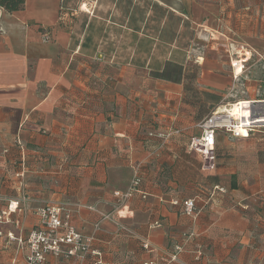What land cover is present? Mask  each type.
<instances>
[{
  "label": "crops",
  "instance_id": "1",
  "mask_svg": "<svg viewBox=\"0 0 264 264\" xmlns=\"http://www.w3.org/2000/svg\"><path fill=\"white\" fill-rule=\"evenodd\" d=\"M254 1L243 6L250 21L264 18V0ZM62 4L0 8V212L19 203L0 223V264H25L27 246L18 241L50 205L69 211L100 256L45 264H264V138L218 133L210 173L187 150L197 122L224 108L212 109L210 96L220 99L215 92L228 78L202 60L201 76L178 84L153 78L154 69L131 65L126 54L115 68L101 55L84 60L71 29L59 25ZM233 35L248 34L242 27ZM172 131L166 142L158 137ZM137 165L147 197L117 207L113 193L128 188ZM174 199L193 200L196 215L182 214Z\"/></svg>",
  "mask_w": 264,
  "mask_h": 264
},
{
  "label": "rangeland",
  "instance_id": "2",
  "mask_svg": "<svg viewBox=\"0 0 264 264\" xmlns=\"http://www.w3.org/2000/svg\"><path fill=\"white\" fill-rule=\"evenodd\" d=\"M234 1L63 0L61 16L62 24L71 29L74 43H80L84 60L90 57L97 59L101 55L102 59H98L111 61L110 66L115 68L122 53V61L126 54L131 65L154 69L169 59L183 64L185 78L191 80L200 77L205 70L199 66L198 60H202L203 66L208 62L215 64L218 72L214 74H224L229 82L215 94L220 97L219 104L224 106L220 110H229L235 108L233 103L264 101V50H256L247 44L264 46V18L259 14L250 21L244 16L243 6L250 2L257 5V1ZM156 3L163 9L153 7ZM163 10L173 12V19L165 18ZM177 17L184 20V26ZM242 27L248 35H233ZM219 28L226 30L227 38L213 32ZM174 30L178 35L175 43L170 35ZM193 33L196 35L192 39L190 34ZM237 42L244 45V49L238 48L241 45H236ZM237 60L242 65L238 76L232 68V62ZM194 88L197 89L196 85ZM252 106L247 108L258 116L262 125L254 124L250 134L264 138V116H261L264 105L253 103ZM231 119L237 120L235 117ZM197 123L199 129L200 123ZM246 133L243 136L248 137Z\"/></svg>",
  "mask_w": 264,
  "mask_h": 264
},
{
  "label": "built area",
  "instance_id": "3",
  "mask_svg": "<svg viewBox=\"0 0 264 264\" xmlns=\"http://www.w3.org/2000/svg\"><path fill=\"white\" fill-rule=\"evenodd\" d=\"M44 41H48L49 33L45 32L43 36ZM232 68L235 69L239 61H234ZM241 65V64H240ZM242 69V65H241ZM235 74V73H234ZM238 104V103H235ZM199 134L192 137L188 143V152L194 154L200 159V167L202 172L210 173L216 169V139L218 133H226L232 138L243 137L241 135V128H246L248 135L252 132L253 126L249 127L244 121L232 120L231 114L228 109H216L207 118L199 122ZM177 133L176 131L167 132L165 135H158L164 142L171 136ZM134 175L130 181L127 190L123 192H114L113 196L117 200V207L124 206L127 201L134 196H140L146 199V193L142 190L141 176L139 165L134 168ZM215 190L223 193L224 190L215 187ZM172 205L180 207V212L187 216H195V204L191 199H184L182 201L174 199ZM18 202H10L6 211L0 212V223H6L8 216L11 212L15 211L18 207ZM37 215L40 216V224L36 229L31 230L25 241L19 240V244L27 246V254L24 257L25 264H45L46 259H69L76 258L80 261L86 256L91 255L96 257L100 256L97 251L91 250V238H86L79 233L71 224V215L68 210L58 206H46L38 209ZM107 219V216H103ZM97 227V225H95ZM13 239L12 236L8 237ZM143 249L150 251V245L143 243ZM143 264H155L153 261H147Z\"/></svg>",
  "mask_w": 264,
  "mask_h": 264
},
{
  "label": "trees",
  "instance_id": "4",
  "mask_svg": "<svg viewBox=\"0 0 264 264\" xmlns=\"http://www.w3.org/2000/svg\"><path fill=\"white\" fill-rule=\"evenodd\" d=\"M25 4V0H0V8H2L4 11L8 12V13H15L17 11H20L21 9H23ZM156 9L162 10L163 8L159 5L154 4V6ZM164 11V16L165 18H171L173 19L174 14L171 11L168 10H163ZM178 20L181 22L182 26H184V20H182L180 17H177ZM179 22V23H180ZM63 25L62 22H59V25ZM161 34V31L158 32V35ZM171 40L173 41V43H175L178 35L177 32L174 30L171 34ZM191 38L193 39L195 37L196 34H190ZM81 47V45H80ZM162 68H160V66H157L156 68H154L153 71H150V76H152L155 79L158 80H167V81H171L173 83H179L181 82L182 78L185 77V70L183 67V64L181 63H177L174 62L172 60H165L162 63ZM211 100L213 103L212 109L216 108L214 106H217L219 104V98L215 97L214 95H211ZM216 109H214L212 112H214ZM211 112V113H212ZM210 113V114H211ZM209 114V115H210ZM208 117V116H207ZM206 117V118H207Z\"/></svg>",
  "mask_w": 264,
  "mask_h": 264
},
{
  "label": "bare ground",
  "instance_id": "5",
  "mask_svg": "<svg viewBox=\"0 0 264 264\" xmlns=\"http://www.w3.org/2000/svg\"><path fill=\"white\" fill-rule=\"evenodd\" d=\"M234 65L236 64L235 62H232ZM234 73L236 76L241 73V65L237 63ZM253 103H248V102H238V104H232L235 108L229 109V112L231 114V117L237 118V120L241 119V121H244L246 125L249 127L253 126L254 124L262 125L260 119H258L257 115H254L253 113H249L246 111V107H253ZM242 105V107H241ZM231 106V105H230ZM247 131V136H248V131L246 128H241L240 132L241 135L243 136L245 132ZM245 137V136H243Z\"/></svg>",
  "mask_w": 264,
  "mask_h": 264
}]
</instances>
